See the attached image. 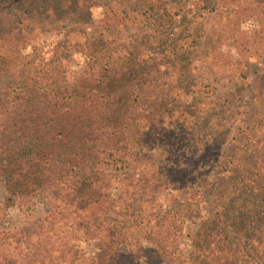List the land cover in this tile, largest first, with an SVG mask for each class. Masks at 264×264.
Instances as JSON below:
<instances>
[{
    "label": "trees",
    "instance_id": "trees-1",
    "mask_svg": "<svg viewBox=\"0 0 264 264\" xmlns=\"http://www.w3.org/2000/svg\"><path fill=\"white\" fill-rule=\"evenodd\" d=\"M214 1L190 9L202 17ZM123 3L0 0V83L10 79L0 84V264L77 263L81 241L94 249L90 264H264L263 120L226 166L209 165L212 147L197 143L220 116L216 97L161 73L138 47L56 27L128 28L143 12ZM166 3L138 1L151 14ZM234 3L218 8L212 38L248 54L264 36V0ZM171 139L195 160L139 166V154L171 151ZM24 206L38 216L6 227L9 209Z\"/></svg>",
    "mask_w": 264,
    "mask_h": 264
},
{
    "label": "rangeland",
    "instance_id": "rangeland-1",
    "mask_svg": "<svg viewBox=\"0 0 264 264\" xmlns=\"http://www.w3.org/2000/svg\"><path fill=\"white\" fill-rule=\"evenodd\" d=\"M105 1L113 2V0ZM117 1L124 2L130 9L138 7L143 12L138 13L139 15L136 13L135 24L123 28L109 27L101 23L68 22L65 25L58 24L56 27L62 30L73 29L82 38L95 39L102 36L116 40L129 50L138 47V53L142 51V56L154 57L160 64V69L164 68L161 73L169 71L173 79L182 80L180 82L182 86L200 87L199 90L205 92L203 95L206 97L211 95L216 97L218 103L216 108L221 111L220 116L219 114L216 116L214 128L197 144H203L201 142L208 140L209 147H212L210 153L214 154L209 165L213 162L217 164L216 166H226L225 161L230 157L226 156V153L238 143L242 145L245 142L244 133L255 126V123L263 120L264 124V36L259 39L260 44H255L253 51L248 54H240L235 43L230 39L217 43V35L212 38L213 25L217 21L214 15L218 8L223 1L237 4L234 3L237 0H215L213 3L215 9L202 17L194 16L192 12L194 9H190L196 0H186L185 6L180 5L182 3H178L177 0H167L166 11L163 9L165 6L156 4L155 8L160 7V12L152 14L145 12L148 6H140L139 0ZM124 3L117 5L125 6ZM11 12L15 13L14 9ZM95 15H98V11H95ZM243 27L246 33L250 32L251 28H257L252 21L244 24ZM181 37L183 40L180 39ZM174 47L177 48V52L172 49ZM8 81L10 79L2 80L0 84ZM189 96L188 93L184 100L187 101ZM260 129L261 135L264 136V126ZM212 136L213 139L210 140ZM171 140L175 142V139ZM172 148L168 152L152 150L149 152L151 156H147L146 153L139 154L137 156L139 166L148 161L155 165L160 163L178 165L189 161V158L191 161L196 158L193 147L181 148L180 143L175 142ZM146 149L149 150L148 147ZM206 161L200 160L199 164ZM5 195L4 180L0 176V203ZM17 208L9 209L6 227L26 225L38 216L34 210L26 206ZM38 210L42 212L44 209L38 207ZM79 246L80 259L78 258L77 263L68 261L66 264L91 263L89 258L94 249L85 241H81Z\"/></svg>",
    "mask_w": 264,
    "mask_h": 264
}]
</instances>
